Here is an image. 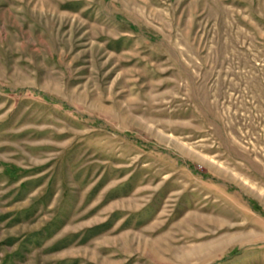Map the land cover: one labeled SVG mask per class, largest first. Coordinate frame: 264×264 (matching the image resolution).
<instances>
[{
	"label": "rangeland",
	"instance_id": "1",
	"mask_svg": "<svg viewBox=\"0 0 264 264\" xmlns=\"http://www.w3.org/2000/svg\"><path fill=\"white\" fill-rule=\"evenodd\" d=\"M0 264H264V0H0Z\"/></svg>",
	"mask_w": 264,
	"mask_h": 264
}]
</instances>
